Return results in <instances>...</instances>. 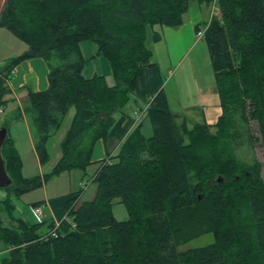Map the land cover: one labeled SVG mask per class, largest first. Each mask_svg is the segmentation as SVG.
Wrapping results in <instances>:
<instances>
[{"label":"trees","instance_id":"trees-1","mask_svg":"<svg viewBox=\"0 0 264 264\" xmlns=\"http://www.w3.org/2000/svg\"><path fill=\"white\" fill-rule=\"evenodd\" d=\"M190 1L5 0L0 27L26 50L0 69V109L14 68L41 58L48 69L47 89H28L25 109L40 165L50 160L47 142L69 109L75 111L48 173L23 178L22 161L6 138L2 154L16 198L92 164L94 144L135 97L141 70L154 65L147 28L181 26ZM194 1L210 12L214 0ZM215 1L218 14L200 27L219 101L215 132L209 124L189 128L185 120L178 122L181 117L170 111L160 90L117 155L97 163L91 201L80 202L78 195L69 200L57 226L52 221L29 224L5 206L0 240L8 256L2 264H264L262 165L240 162L237 156L243 138L252 146L250 122L264 150V0ZM151 38L157 42L158 31ZM83 41L95 43L96 56L108 61L111 86L103 76H82ZM146 119L152 130L148 138L143 135ZM115 200L126 207L127 220L111 215ZM206 235L212 238L209 244L183 249Z\"/></svg>","mask_w":264,"mask_h":264},{"label":"rangeland","instance_id":"rangeland-1","mask_svg":"<svg viewBox=\"0 0 264 264\" xmlns=\"http://www.w3.org/2000/svg\"><path fill=\"white\" fill-rule=\"evenodd\" d=\"M195 3L196 2L194 0L189 2L188 15L198 16L197 10H194L195 7L193 4ZM199 17L204 23L208 20L207 14L204 12L199 13ZM154 31H158V26H154L153 28L148 27L146 32V44L153 50L156 49V47L152 46L153 44L151 42V37ZM3 32L7 35H2L4 34ZM7 38H12L15 43L8 41ZM21 47L26 48V45L15 38L6 29L0 27V69L10 58L22 54L19 50ZM80 50L82 58L85 60L82 76L84 78H91L94 75L103 76L106 83L111 86L113 84V80L110 65L106 58L102 55L96 56V44L91 41H83L80 44ZM156 58H159L158 52L156 54ZM201 91L203 93V98L199 97L200 95L198 96ZM166 93L169 98V109L176 115L182 113L183 108L186 105L197 103L199 99L204 101L207 107L203 111L190 114L188 120L180 118L178 122L185 120L189 128L194 126V124H209L211 127V133L215 132L212 126L214 125L217 117L220 115V108L218 97L214 90L210 58L203 39L191 52L185 64L177 71L174 79L169 82ZM210 94H212V98ZM213 98L215 101H213ZM29 105L30 103L28 99L26 102L22 103L25 117L19 116V110L16 103H9L0 109V128H7V137L10 139L9 144L15 148L20 155V159L22 161L21 175L25 179L51 171L60 155L59 143L63 138L65 131L69 127L75 113L74 108L71 107L59 131L47 142L46 148L50 155V160L45 165H40L35 157L33 130L29 115L27 116V112L25 110L29 107ZM22 107L20 108L22 109ZM140 107L143 109V104H140ZM248 129L250 132L249 136L252 139V146L249 148L247 139L243 138L242 143L238 146L237 156L240 162L250 163L253 160L259 162L262 165L261 177L264 181V150L261 143L257 140L258 132L256 124L250 122ZM143 135L147 138L152 135L151 124L148 119L144 120ZM97 168V164H91L84 172L80 170H73L68 173H63L60 176L53 178L46 184V193L43 190L44 187H42L38 190L24 194L20 198H16L10 191L13 185L8 189H0V219L2 220L3 225L5 226L7 221V213L5 209V206L7 205L12 207L11 215L14 218L21 219L29 224H35L37 223V220L32 213V204L35 201H38L37 199H41L39 201H42L44 195L51 198L73 194L75 196L78 195L80 202L91 201L96 193V186L91 182V178ZM216 182L218 184L225 185L226 180L217 178ZM27 215H29V217H27ZM111 215L116 221H125L128 219L126 207L119 203L118 200H115L111 206ZM211 241L212 238L210 235L202 236L183 246V249L205 246ZM6 250L7 248L5 243L0 240V261L7 257Z\"/></svg>","mask_w":264,"mask_h":264},{"label":"crops","instance_id":"crops-1","mask_svg":"<svg viewBox=\"0 0 264 264\" xmlns=\"http://www.w3.org/2000/svg\"><path fill=\"white\" fill-rule=\"evenodd\" d=\"M193 5L195 7L194 10H197L198 12V16L188 15L187 13L184 17L183 24L176 28L158 26L160 39L157 42L151 41L153 44L152 46L156 47L155 50L151 48L152 63L154 65L151 68L141 70L140 77L135 88V97L129 102L124 114L116 116L115 123L107 136L102 140H98L94 144L91 154L92 164H97L102 160H107L110 157L117 155L121 144L126 140L134 128L144 119L148 102L154 94L163 90L167 96V100H169L168 94L166 93L167 85L172 79H174L177 71L185 64L191 52L202 40V38L197 37V27L199 28L198 30H200V27L204 23L199 17V13H206L208 20L211 17V10L210 12L200 10L196 3ZM215 13L218 14V11ZM2 35L7 34L4 33ZM7 40L15 43L12 38H7ZM19 50L23 53L26 48L21 47ZM157 52L159 53V58H156ZM47 75V65L41 58L26 60L19 64L16 68H14L12 77L7 82L9 93L4 97V100L6 101L5 105L9 103H16L19 110V116L25 117L22 103L27 100L28 89H31L33 92L45 91L48 87ZM210 95L212 98V94ZM198 96L203 98L202 91L199 92ZM213 101H215L214 98ZM140 104H143V109L140 107ZM19 106L22 107V109ZM206 107L207 105L205 102L199 99L197 103L186 105L179 116L188 120L190 114L194 112H201ZM35 157L38 162L36 154ZM43 187V190L46 193V185ZM76 197L77 196L73 194L51 198L44 195L42 201H39L41 199H37L38 201H35L33 204L38 203L42 206V221H52L57 225L66 217L67 202L75 199ZM27 217H29V215H27ZM6 252L8 256V250H6ZM0 264H2V261H0Z\"/></svg>","mask_w":264,"mask_h":264},{"label":"water","instance_id":"water-1","mask_svg":"<svg viewBox=\"0 0 264 264\" xmlns=\"http://www.w3.org/2000/svg\"><path fill=\"white\" fill-rule=\"evenodd\" d=\"M5 0H0V15L4 6ZM7 129L5 127L0 128V189H7L11 184L12 180L7 173L5 168V163L3 159V146L5 144V140L7 138Z\"/></svg>","mask_w":264,"mask_h":264},{"label":"built area","instance_id":"built-area-1","mask_svg":"<svg viewBox=\"0 0 264 264\" xmlns=\"http://www.w3.org/2000/svg\"><path fill=\"white\" fill-rule=\"evenodd\" d=\"M216 11H218V8H217V5H216V1L214 0L213 1V4L211 5V15L212 14H216L215 13ZM203 32H204V29H200L197 32V37L202 38ZM32 212H33V215L36 218L37 222H41L42 221V214H43L42 206L41 205L34 206L32 208Z\"/></svg>","mask_w":264,"mask_h":264}]
</instances>
